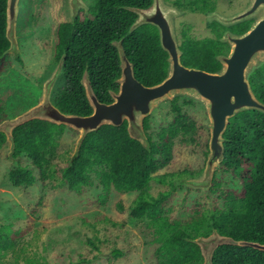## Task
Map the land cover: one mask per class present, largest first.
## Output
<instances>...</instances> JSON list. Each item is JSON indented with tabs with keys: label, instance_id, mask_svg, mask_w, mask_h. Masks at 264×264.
<instances>
[{
	"label": "trees",
	"instance_id": "obj_1",
	"mask_svg": "<svg viewBox=\"0 0 264 264\" xmlns=\"http://www.w3.org/2000/svg\"><path fill=\"white\" fill-rule=\"evenodd\" d=\"M132 0H97L77 14L74 22H62L56 29L55 60L65 54L63 64V87L52 98L54 105L64 113L88 115L91 107L85 96L81 78L87 71L91 85L101 102L109 103L110 91H116L115 82L120 76L117 48L113 40L122 39V45L133 64L135 78L146 86L160 83L167 75L168 54L161 47L157 31L151 25H140L128 33L132 13L128 9ZM6 0H0V62L9 47L6 38ZM213 42L188 39L182 44L181 63L187 67L216 72L221 68L219 54ZM20 60V59H19ZM2 67L0 66V73ZM255 96L264 102V63L254 67L248 75ZM185 103L191 100L183 98ZM179 98L171 103V121L156 133L149 132V117L143 125L150 149L130 138L127 123L115 127L102 125L84 138L78 156L60 169V185L80 195L87 187L96 184L102 188L103 202L112 191L137 192L130 207V215L137 220H148L158 244L154 255L156 264H202L199 246L192 240L208 236L214 230L235 240L264 244V113L258 110L241 111L229 119L223 134L224 156L219 167L222 174L238 181L239 190L229 187L224 178H216L214 172L208 194H217L221 204L207 207L197 201L191 213L178 219L168 214L166 204L174 191L183 187L178 184L186 175L195 176L188 169L155 175L173 158V149L178 137L194 141L196 122L188 120L183 113ZM3 109L0 107V114ZM4 120H0V123ZM67 126L32 119L13 130L15 149L12 157L18 162L9 171L10 183L15 187H30L40 173L45 183L55 176L58 165L53 164L57 153L58 138ZM6 144L0 132V148ZM206 145V144H205ZM205 153L208 151V146ZM21 157L30 165H21ZM33 167V168H32ZM217 171V170H216ZM168 186L157 194L149 192L152 181ZM0 236V249L6 247ZM114 256L122 253L114 250ZM28 264L37 263L33 260ZM212 264H264V251L250 246L233 244L219 245L213 252Z\"/></svg>",
	"mask_w": 264,
	"mask_h": 264
},
{
	"label": "rangeland",
	"instance_id": "obj_2",
	"mask_svg": "<svg viewBox=\"0 0 264 264\" xmlns=\"http://www.w3.org/2000/svg\"><path fill=\"white\" fill-rule=\"evenodd\" d=\"M71 0H19L16 22L18 53L13 52L0 62V120L15 118L36 105L42 97L43 84L54 71L56 29L62 22H70L74 9ZM84 9L97 0H79ZM177 45L179 42L175 17L181 11L166 4ZM256 20L264 17V6L254 14ZM228 20L220 14L208 16V20ZM203 23L198 30L204 32ZM20 59V60H19ZM257 59L254 61L256 62ZM254 66V64H253ZM252 66V67H253ZM63 87L62 74L52 90L53 96ZM179 98L183 113L188 120L196 122L194 141L185 136L178 137L173 149V158L165 168L155 175L179 172L184 169L197 173L178 180L183 188L176 189L166 204L171 219H183L191 213L197 201L207 207L221 204L217 194L188 187L182 179L201 176L206 165L205 153L210 138V120L204 103L190 93H177L160 100L149 117V132L156 133L172 119L171 103ZM183 98L191 100L185 103ZM146 133V132H145ZM79 132L67 127L58 138V147L53 164L58 165L56 174L45 183L40 173L33 168L36 182L30 187H15L8 177L9 171L18 162L9 156V143L0 148V236L6 247L0 249V264H156L154 252L158 247L148 220H137L130 215V207L137 192L118 193L112 191L103 202L102 188L97 182L78 195L66 185H60V169L75 150ZM206 144V145H205ZM21 165H30L21 157ZM217 170V171H216ZM216 178H224L229 187L240 189L232 176L223 175L215 169ZM152 181L148 190L152 194L164 190ZM121 255L114 256V250Z\"/></svg>",
	"mask_w": 264,
	"mask_h": 264
},
{
	"label": "water",
	"instance_id": "obj_3",
	"mask_svg": "<svg viewBox=\"0 0 264 264\" xmlns=\"http://www.w3.org/2000/svg\"><path fill=\"white\" fill-rule=\"evenodd\" d=\"M18 1L6 0L5 34L9 41V47L2 56L11 52L15 55L18 53L16 35ZM79 2V0L70 1V6L74 9L72 22L82 8ZM261 3L264 4V0H256L252 10H255ZM153 7L140 10L128 8L138 14L128 33L146 23L153 24L158 28L161 47L168 54L166 77L160 83L151 86L139 82L135 78L133 64L123 48L122 39L113 40L112 44L118 51L121 71L120 76L115 81L118 84V89L110 91L112 100L105 103L98 99L89 75L87 71H84L81 84L91 107V113L85 116L64 113L52 101V90L63 71L65 59V54H63L52 74L44 82L42 97L39 102L23 114L15 118L5 119L0 123V132L4 133L6 142L9 143L10 157H12L15 149L14 128L32 119L65 125L79 132L75 150L69 159V163L78 156L80 146L86 135L98 130L102 125L119 127L126 122L130 138L139 141L142 147L149 150L150 144L144 130V119L150 115L160 100L177 93H190L198 97L207 109L210 120L209 152L201 176L182 179L180 183L204 191L209 190L215 169L221 166L223 160V143L225 141L223 134L229 119L241 111L250 109L264 113V102L255 96L248 80L251 70L264 63V17L259 19L244 35L224 34L221 40L231 45L230 52L227 55L217 56V60L221 63V68L218 71L208 72L199 68L187 67L181 63V51L174 37L172 22L169 18L170 10L167 8L166 15L159 10L155 13ZM85 11L87 12L88 8H85ZM256 59L257 61L254 62ZM192 241L201 250L202 264H212L213 252L222 244L250 246L264 251V244L235 240L232 237L220 235L215 230L208 236H200Z\"/></svg>",
	"mask_w": 264,
	"mask_h": 264
},
{
	"label": "flooded vegetation",
	"instance_id": "obj_4",
	"mask_svg": "<svg viewBox=\"0 0 264 264\" xmlns=\"http://www.w3.org/2000/svg\"><path fill=\"white\" fill-rule=\"evenodd\" d=\"M255 1L256 0H156V3H154L155 0H132L133 4L130 5V8L140 10L154 6L153 10L155 13L159 10L167 15L166 4H168L176 10L181 11V14H177L179 16H176L174 19L176 30H178L179 48H181L184 41L188 39L209 42L217 40L218 42H216L215 45L219 51V53L216 54L217 56L219 54L227 55L231 49V45L228 42L221 40L224 34L244 35L259 21V19H255L254 14L264 6V4L261 3L255 10H252ZM89 6H91V4ZM80 11L81 9L78 13ZM130 12L132 13L133 23L137 19L138 14L134 10H130ZM214 14H220L228 18V20L226 19L224 22L215 18L208 20V16ZM201 22L204 25V32L197 31L199 29L198 23ZM144 25H151L154 27L159 37V30L155 25L150 23ZM182 53L181 51V55Z\"/></svg>",
	"mask_w": 264,
	"mask_h": 264
}]
</instances>
